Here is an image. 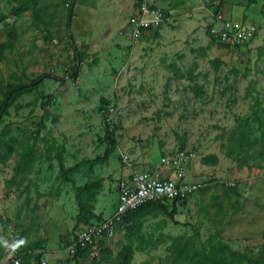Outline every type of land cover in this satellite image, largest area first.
<instances>
[{
  "label": "rangeland",
  "instance_id": "obj_1",
  "mask_svg": "<svg viewBox=\"0 0 264 264\" xmlns=\"http://www.w3.org/2000/svg\"><path fill=\"white\" fill-rule=\"evenodd\" d=\"M147 1L179 13H164L168 20L154 35L145 32L133 44L125 28L135 0H27L16 15L17 5L1 0L0 43L7 30L15 39L0 60V100L9 84L50 78L21 96L0 123V264H10L12 254L27 264H76L67 248L84 225L75 226V191L59 180L55 155L65 168L92 160L103 155L110 134L115 146L107 162L72 175L76 186L108 180L104 201L112 184L126 179H114L124 165L121 153L141 163L145 157L161 162L179 149L191 164L217 159L206 190L180 201L178 225L157 210L144 218L132 264H165L177 237L198 249L223 243L244 255V264H264V25L248 44L233 47L208 35L219 14L214 1L168 0V8ZM249 2L226 0L223 17L250 24L244 20ZM73 48L83 54L78 63ZM243 129L244 150L228 157L230 141ZM125 227L117 226L104 244L114 255ZM97 255L91 249L77 264H94Z\"/></svg>",
  "mask_w": 264,
  "mask_h": 264
},
{
  "label": "trees",
  "instance_id": "obj_2",
  "mask_svg": "<svg viewBox=\"0 0 264 264\" xmlns=\"http://www.w3.org/2000/svg\"><path fill=\"white\" fill-rule=\"evenodd\" d=\"M14 5H17L15 8V15L19 14L22 9L26 8L27 0H10ZM252 1V0H251ZM1 2V0H0ZM222 5V0L220 1L218 8ZM72 13L69 12L66 28L69 29V23L71 19ZM4 15L0 10V22L4 21ZM15 36L10 30H7V41L5 43H0V60L3 58V52L7 49H11L13 46ZM74 51V58L78 62L83 58V54L79 53L75 48L72 49ZM259 50H262L261 48ZM200 51L204 52V49H200ZM78 66H74L72 69V77L76 79L78 75ZM50 78L49 74H42L37 78L31 80L27 84H9L6 87L5 92L2 95V99L0 100V123L2 118L8 114L9 108L13 106V104L23 95L29 94L32 91L36 90L44 80ZM258 105V103H257ZM261 124V123H260ZM42 127V123L39 125ZM40 130V129H39ZM39 130L37 132H39ZM109 127H105V134H108ZM38 134V133H37ZM264 141V133L262 135ZM108 140V144L103 152L102 156H97L92 160H83L73 167L65 168L63 164V159L61 154L57 153L55 155V159L57 160L59 175L58 178L62 183L71 184L72 189L75 191V201L77 204V215L75 217L76 224L78 227L80 225L87 226L92 223H97L102 221L100 216L94 214V202L96 199L97 193L103 187L104 179L99 178L96 181L85 183L83 186H76L74 180L72 179L73 174H77L80 172L81 168L88 167L92 170L97 165H102L107 162L111 153L114 150L115 141L112 139L110 134ZM247 142L246 135L243 131L239 132V137L230 141V147L227 152V156L231 157L233 154H238V152L244 150L245 143ZM184 149H179V151H183ZM30 151L26 149L21 155V164H23L29 158ZM217 163L216 157H205L203 158V165L205 166H214ZM244 165L249 166V163L243 162ZM207 188V187H206ZM203 189L199 192H202ZM197 192V193H199ZM196 193V194H197ZM194 196V195H192ZM189 196V197H192ZM188 197V198H189ZM178 200H174L170 202L171 208H168L167 205L169 202H154L142 205L137 210L129 212L126 217L123 219L120 225L125 223V235H124V243H121L117 246L118 251L113 254V251L105 248L104 243L101 241L98 242V247L95 245L88 246L86 248L77 247V251L75 255L71 258L76 264L80 260H86L88 258L89 250L98 251V255L92 258L94 264L98 263H106L109 264H132L133 256L136 251L134 243L138 239L141 238V228H142V218L148 212H152L154 210L160 211L163 215L171 219L173 222V218L176 212L175 204ZM174 224H176L174 222ZM119 226V225H118ZM76 239H74L75 241ZM184 241V244L181 242ZM43 242L36 244V246L40 247ZM170 256L165 264H244V260L246 257L241 255L235 251H232L228 246L220 243L218 246H209L206 247L204 244H201V247L195 248L194 243L191 239H184L183 237H177L171 239V245L169 246ZM23 258V263L27 264L26 257ZM39 262V257L36 258ZM11 264V263H10ZM254 264V263H252Z\"/></svg>",
  "mask_w": 264,
  "mask_h": 264
},
{
  "label": "built area",
  "instance_id": "obj_3",
  "mask_svg": "<svg viewBox=\"0 0 264 264\" xmlns=\"http://www.w3.org/2000/svg\"><path fill=\"white\" fill-rule=\"evenodd\" d=\"M133 13L130 15L126 35L133 44H138L145 32L157 30L166 20L164 12L147 0H135ZM257 34V27L252 23L232 22L216 16L208 29V35L215 41L233 47H241L252 41ZM121 161L128 168L133 169V162L125 153H121ZM191 155L183 150L162 157L161 165L173 172V178L163 179L159 175L144 172H132L126 179L117 184L118 203L113 215L97 223L84 226L76 240L69 245L67 252L73 257L77 247L86 248L97 245L102 238H112L116 227L121 224L129 212L137 210L145 204L154 202L182 201L208 186L205 180H191L188 178L187 167ZM232 188L234 185L225 184ZM11 264H20L14 254L9 256ZM40 264H46L41 261Z\"/></svg>",
  "mask_w": 264,
  "mask_h": 264
},
{
  "label": "crops",
  "instance_id": "obj_4",
  "mask_svg": "<svg viewBox=\"0 0 264 264\" xmlns=\"http://www.w3.org/2000/svg\"><path fill=\"white\" fill-rule=\"evenodd\" d=\"M158 1L163 3L162 7H164V8H166V7L168 8V6L170 4V1H168V0H158ZM210 1L211 0H206L207 3H209ZM212 1H214V3H216L215 6H216V8L218 10L217 13H219V14H216V15L222 16V18H224L223 15H222V8H223V4L225 3L226 0H222V5L219 8H218V5H219L221 0H212ZM165 4L167 6H165ZM154 5L156 6V4H154ZM250 7H252L251 8L252 9L251 13L248 12V9ZM133 9H134V5H133ZM159 9H162V8L160 7ZM163 12L164 13L168 12L167 14L170 17L171 16H176V14L179 13V11H175L174 9H171L170 12L169 11H163ZM132 13H133V10H132L131 14ZM183 13L185 14L186 12H183ZM245 13H246V16H245L244 20H247V17H249L250 21L249 20H247V21H249L250 23L254 24L257 27V32H258V28H259L258 26L264 25V0H253V2H251V3L249 2L248 8L245 11ZM207 15L209 16L210 14H207ZM226 20H228V19H226ZM255 21H257L258 24H256ZM259 24H262V25H259ZM162 30H163V33H164L165 32L164 31L165 27L161 28V31ZM161 31H159V32H161ZM152 34L154 35V32H152V31L151 32H146L144 37L151 36ZM125 154L128 155L129 158L132 160L133 169L132 170L128 169L123 164H122L123 168L116 167L117 168V175L114 177L115 180L118 181L120 178H127L132 173V171L133 172H144V171H147V172H150V173L157 174V175L160 176V178H163V179L173 178L172 170H170L168 167H165V166L161 165V162L159 161V158L152 157L151 159H148L147 157H145L144 163H141V162H139V160L135 161V159L132 158L128 153H125ZM138 163H139V166H136ZM190 164H191V162L189 163V165L187 167V174H188V178L189 179H191V180H205V181H208V182L212 181V177L207 176V174H209L208 171H209L210 166L209 167L205 166V165H203V164H201V163H199L197 161L195 163H192L191 165ZM102 179H104V178H102ZM118 182H114L112 184V195L110 197L111 199H108V200L104 201L103 200V196L105 194V191L108 192V190H109L108 189L109 188V182H108V180L104 179L103 187L101 188V190L99 192L100 195H97V197H96V202H95V205H94V214L97 215V216H100L102 220L110 218L113 215L114 211H115L116 202H117V195H118L117 194V183ZM209 185H210V183H208V186ZM179 205H180V201H178L175 204L176 212H175L173 220L176 223V225H178V223L180 222V220H181L180 216L182 215V210L179 207ZM154 212L155 211H152V212H148L147 211V214L142 218L141 221H144V218H147L148 215H150L151 213H154ZM169 222H171V224L174 223L171 219H169ZM118 233H119V231H118ZM122 233H123V231H122ZM100 241L102 243H104L105 245L107 244V242H109V240L107 238H102V239H100Z\"/></svg>",
  "mask_w": 264,
  "mask_h": 264
}]
</instances>
